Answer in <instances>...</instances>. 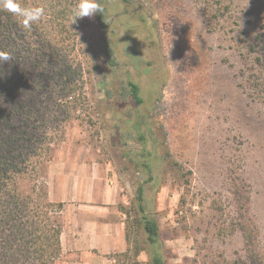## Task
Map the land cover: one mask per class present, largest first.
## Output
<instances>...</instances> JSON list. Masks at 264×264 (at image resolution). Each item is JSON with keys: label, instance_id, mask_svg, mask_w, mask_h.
I'll return each mask as SVG.
<instances>
[{"label": "rangeland", "instance_id": "rangeland-1", "mask_svg": "<svg viewBox=\"0 0 264 264\" xmlns=\"http://www.w3.org/2000/svg\"><path fill=\"white\" fill-rule=\"evenodd\" d=\"M108 7L118 65L102 52L97 13L64 21V41L41 57L37 109L53 120L55 138L42 181L51 200L65 204L62 221L69 208H111L125 237L108 255L113 264H150L130 226L147 176L128 150L135 121L147 116L148 149L169 151L187 174L179 181L162 165L148 191L168 264L250 263L248 216L259 241L253 262L264 264V0H133L128 10L108 0ZM128 77L141 87L140 106L123 97Z\"/></svg>", "mask_w": 264, "mask_h": 264}, {"label": "trees", "instance_id": "trees-1", "mask_svg": "<svg viewBox=\"0 0 264 264\" xmlns=\"http://www.w3.org/2000/svg\"><path fill=\"white\" fill-rule=\"evenodd\" d=\"M77 2L20 0L22 6H43L46 10L42 20L30 29L23 27L22 18L0 9V51L12 54L10 61L0 63V264H56L63 254L61 213L65 204L52 201L48 185L42 181L55 140L49 124L53 120L48 121L46 114H39L37 101L41 98L43 82L39 72L41 57L44 50L54 51L57 42L64 41L67 32L61 26L73 17ZM122 2L128 10L133 0ZM100 3L104 8L103 13H97L103 35L102 52L109 64L116 66L115 29L108 15V0ZM49 27L52 32L45 31ZM68 86L72 87V83ZM124 88L125 99H131L137 106L143 104L141 87L132 77H128ZM41 116L46 131H40ZM148 118L143 116L135 121L136 133L131 136L135 147L128 148L135 157L137 169L147 176L136 189L132 207L135 215L130 226L141 233L150 264H168L160 220L150 208L148 191L149 187L159 184L162 165L179 181L187 174L185 167L170 157L169 151L160 155L148 149V133L152 135ZM127 214L130 216L129 211ZM247 224L242 227L250 260L247 264H255L258 232L249 216ZM127 238L131 241L130 234Z\"/></svg>", "mask_w": 264, "mask_h": 264}, {"label": "crops", "instance_id": "crops-1", "mask_svg": "<svg viewBox=\"0 0 264 264\" xmlns=\"http://www.w3.org/2000/svg\"><path fill=\"white\" fill-rule=\"evenodd\" d=\"M111 190L109 187V192ZM89 197L90 194L86 193L83 200L92 201ZM59 200L65 201L62 196ZM88 210V214H81L79 208L73 209L74 212L72 208L64 212L61 236L63 254L60 258L64 262L60 261L64 264H113L108 255L122 249L125 244L123 223L117 220L119 218L115 213L112 215L111 208H106L103 213Z\"/></svg>", "mask_w": 264, "mask_h": 264}, {"label": "clouds", "instance_id": "clouds-1", "mask_svg": "<svg viewBox=\"0 0 264 264\" xmlns=\"http://www.w3.org/2000/svg\"><path fill=\"white\" fill-rule=\"evenodd\" d=\"M0 9L11 13L14 17L22 18L21 23L25 29L40 22L45 16L43 6H22L20 0H0ZM104 8L100 0H78L72 10L74 23L77 18L93 17L96 13H103ZM12 59L8 51H0V63H6Z\"/></svg>", "mask_w": 264, "mask_h": 264}]
</instances>
